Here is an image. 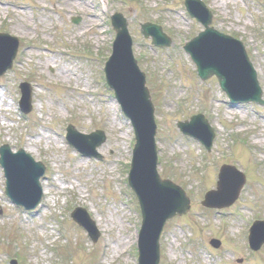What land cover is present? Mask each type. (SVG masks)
I'll use <instances>...</instances> for the list:
<instances>
[{
	"label": "rangeland",
	"instance_id": "obj_1",
	"mask_svg": "<svg viewBox=\"0 0 264 264\" xmlns=\"http://www.w3.org/2000/svg\"><path fill=\"white\" fill-rule=\"evenodd\" d=\"M204 2L214 14L213 27L244 43L264 94V0ZM184 4L0 0V32L20 43L14 67L0 78V148L24 150L43 161L42 188L48 191L37 212L18 208L4 193L6 177L0 168V264H12L18 256L17 264H137L132 242H137L141 214L125 182L127 171L121 168L130 161L134 132L107 89L103 70L116 38L110 18L117 13L129 23L134 57L146 73L156 108L158 172L190 199L188 214L167 222L160 264H264V245L250 251L245 235L254 220H264V107L224 105L228 98L217 80L203 83L198 78L182 44L203 27ZM144 23L161 26L171 37V47L156 48L145 40L140 33ZM24 83L33 91L28 113L21 112L19 104ZM198 114L215 129L210 153L177 127ZM68 126L82 134L104 132L101 160L83 158L67 144ZM232 147L231 159L218 160V155L231 156ZM224 164L245 174V189L233 206L206 209L201 204L204 195L216 188ZM80 207L101 234L96 244L70 217ZM211 239L221 240V248H213ZM60 248L61 256L68 252L65 258L57 253Z\"/></svg>",
	"mask_w": 264,
	"mask_h": 264
},
{
	"label": "water",
	"instance_id": "obj_2",
	"mask_svg": "<svg viewBox=\"0 0 264 264\" xmlns=\"http://www.w3.org/2000/svg\"><path fill=\"white\" fill-rule=\"evenodd\" d=\"M117 21H121V19H117ZM124 26L125 27H121V29L120 28L118 29L119 30L118 36H120V38H122L123 36L122 34L126 32L127 26L126 24ZM160 32H161L160 29L155 30L156 35L154 36V44L162 45V46L168 45L169 42L167 43L160 42L163 40L162 37L163 35ZM205 34H207V32ZM3 39L10 40L7 39L6 37H3ZM3 39L2 41H4ZM199 40H196L194 43L190 45L191 46L190 51L195 61L198 63L200 67V74L202 78L208 79L213 75H217L220 78L223 88L225 89L226 87L228 89L229 87L226 85L227 82L222 76V73H220L216 69H206L204 67V62L201 58L203 56L202 54H200V46L202 45V41ZM129 46H130L129 43L128 46L127 45L125 46L124 53L122 52V49H120L119 47L117 48L118 58L115 60L113 64L109 65L108 68L109 79L114 85L112 86L115 87V89H117L118 96L127 109H129L130 104L127 97L124 94L122 85L124 86L125 89H128V86L124 81H121V78L122 80H127L133 77V73L129 71L127 67V58L129 57V53H128ZM8 47L9 49H7V51H5L6 50L5 48H1L4 53L1 52L0 54V59L2 60L0 65V76L5 74V72L12 67L13 61H15L17 44L13 43ZM239 48L242 55V59L244 61L245 55L242 52L243 50L241 49L240 46ZM131 79L133 80V78ZM138 79L140 80L139 84L143 85L144 84L143 77H140ZM230 94L235 102L241 100L249 101L251 100V98L254 97L255 100L259 99L258 94L254 97L252 96L241 97L237 94H233V93ZM145 96L147 98V94H145ZM127 113L129 114L128 110ZM151 119L149 120L151 129L149 130L150 132L147 134H144V130L142 129L141 126L139 125L136 126L134 123L135 128L138 130L139 133L140 143L136 153V159L134 160L135 164L131 175V185L134 188L135 192H137L141 200L144 216H145L144 231L141 241L140 264L159 263L158 242L165 223L176 215L185 214L189 206V201L185 197L184 193L179 188L172 186V184L158 180L159 187H156L157 188L156 191L151 190V188L148 185V182L150 181L152 176L155 177V179H157L155 173L156 158L153 148V138L155 135V129ZM203 126H206V124L204 123ZM207 131L209 132L208 129ZM186 133L192 134L194 135V137H198V135L195 134L191 129L186 131ZM102 141H104V139L100 138L97 142L92 144L93 152L95 148L102 143ZM0 153L2 154V159H0V164L5 169L6 175L8 177L7 179L9 182L10 196L12 197V199H14V201L19 203L20 205H24L26 207L32 208L31 201L37 195L38 186H36V184L38 183V180L40 178L41 169L35 167L32 164L31 160L27 156H24L23 154H20V157L16 162L13 159L14 157L11 156L10 151H8L7 149H2ZM228 182L229 181L226 176V170H224L221 175V182L218 187L219 191L208 194L207 195L208 199L204 204L210 207H218V208L232 205L235 202V200L238 198L241 188L244 185V180L241 179L237 181L236 185L233 187H230ZM225 193H228L229 196L227 198L228 199L227 203L220 204L219 206L210 203L211 197L215 195H222ZM175 194H178L182 198V203L178 205L179 207L177 206L170 209L171 206L168 200L170 198H173ZM87 224L90 223L87 222ZM87 224H83V225H85V227L91 232L90 234L92 235V237L96 240L98 235L96 230L92 232V230H94L93 227H90ZM251 238H252V248H254L255 250L259 249L261 244L264 242L263 224L258 225L255 228Z\"/></svg>",
	"mask_w": 264,
	"mask_h": 264
},
{
	"label": "bare ground",
	"instance_id": "obj_3",
	"mask_svg": "<svg viewBox=\"0 0 264 264\" xmlns=\"http://www.w3.org/2000/svg\"><path fill=\"white\" fill-rule=\"evenodd\" d=\"M70 2H71V1H70ZM46 192H48V191H46ZM46 192H44V193L46 194ZM53 198H54V197H53ZM122 240H123V239H122ZM122 240H121L120 242H122ZM120 242H119V243H120ZM119 243H118V244H119Z\"/></svg>",
	"mask_w": 264,
	"mask_h": 264
}]
</instances>
